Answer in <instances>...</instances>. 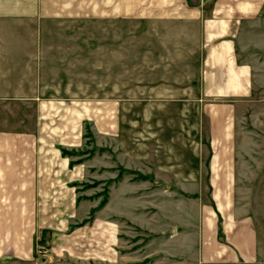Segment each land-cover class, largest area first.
<instances>
[{
	"label": "crops",
	"instance_id": "obj_1",
	"mask_svg": "<svg viewBox=\"0 0 264 264\" xmlns=\"http://www.w3.org/2000/svg\"><path fill=\"white\" fill-rule=\"evenodd\" d=\"M92 21L115 25L102 68L120 71L116 97L102 100L101 133L134 182L183 198L148 228L163 235L164 263L264 264L254 217L234 201L240 170L256 164L244 123L264 117V0H0V264H88L94 243L107 253L113 239L102 228L91 235L95 218L82 221L85 167L61 153L82 145L83 121L95 125L92 104L78 109L76 97L46 88L62 75L41 64L42 33L71 42L70 31Z\"/></svg>",
	"mask_w": 264,
	"mask_h": 264
},
{
	"label": "rangeland",
	"instance_id": "obj_2",
	"mask_svg": "<svg viewBox=\"0 0 264 264\" xmlns=\"http://www.w3.org/2000/svg\"><path fill=\"white\" fill-rule=\"evenodd\" d=\"M87 23H79L75 32L70 31V38L73 40L71 42H67L63 37H48L46 33L41 34L40 40L44 48V52L41 53L42 70L48 73V69H51L50 72L62 75L61 84H47L46 88H50L62 97H76L78 109L85 103L92 104L95 125L89 123V127L88 125L85 127L86 121H83L82 135L85 137L83 136L84 139L81 141L82 145L74 150H66L75 152L66 157L79 161L78 164L85 167L84 178L78 184V199L87 205L89 210L84 213L82 221L95 218L91 224L92 236H97L102 228L105 234L113 237L108 245L107 253L100 242L98 246L94 243L92 257L94 259L88 264H103L99 260L101 252L105 257V262L108 260L105 264H116L118 257L122 255L126 258L125 264H165L162 251H165L166 247L158 242L163 235L160 233L155 235L148 228L153 223L154 215L157 214L161 219H164L165 215H171L170 202L174 200L180 204L183 198L165 196L164 193H152V189L163 187L160 182L141 181L139 184L135 181V185V176L117 164L115 142L101 133L99 116L102 100L106 97L115 98L117 95V78H120L118 76L120 71L113 67L109 71L106 67L102 68L101 52L103 45L116 44V40L107 37L105 32L107 27L110 29L116 27L112 25V22ZM133 30L132 22H126V45L133 43ZM48 44H52L53 49L47 50ZM72 45L77 46L76 54L69 51ZM57 46L62 49L57 50L55 48ZM126 66L125 83H122L120 87L126 89L124 90L125 95L129 97L128 94L132 89L131 60L126 63ZM258 108L260 110L261 107ZM257 117L252 122L247 120L244 123V126L253 130L252 138L256 145L253 149V157L256 164L249 166L251 174L248 173L250 171L248 169L247 172L244 169L243 172L240 170L242 174L237 182L238 195L235 196L234 201L254 217L261 249L264 248V117ZM250 122L254 126L250 125ZM90 126L93 133L89 131L86 135L85 129ZM243 173L249 179H244ZM137 183L140 185V190L136 193L134 187H139ZM202 199L206 205H209L208 197ZM103 201H107L104 207L107 209L101 210L99 206ZM187 203L188 208L192 207V202L187 201ZM135 205V208L140 207L135 209ZM176 214L180 215V213ZM133 217L143 228L134 223ZM177 231H182L184 235L191 233L184 229L180 230V228ZM177 242L180 244V240ZM176 248H179V245ZM39 250L43 251L42 248Z\"/></svg>",
	"mask_w": 264,
	"mask_h": 264
},
{
	"label": "trees",
	"instance_id": "obj_3",
	"mask_svg": "<svg viewBox=\"0 0 264 264\" xmlns=\"http://www.w3.org/2000/svg\"><path fill=\"white\" fill-rule=\"evenodd\" d=\"M88 133H89V131L86 132V135H87ZM61 153H62L63 156H69V155H71L72 153H75V152H74V151H73V152H68V151L62 149V150H61ZM78 162H79V161H72V162H70V165L77 164ZM129 173H130V172H129ZM104 203H105V201H103V202L100 204L99 207H101Z\"/></svg>",
	"mask_w": 264,
	"mask_h": 264
}]
</instances>
